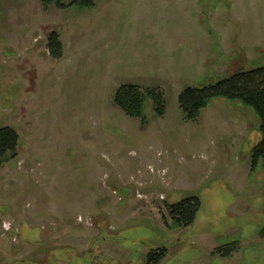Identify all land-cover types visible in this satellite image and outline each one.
<instances>
[{"label": "rangeland", "instance_id": "rangeland-1", "mask_svg": "<svg viewBox=\"0 0 264 264\" xmlns=\"http://www.w3.org/2000/svg\"><path fill=\"white\" fill-rule=\"evenodd\" d=\"M95 1L0 0V129L20 137L0 167V262H79L94 247L114 264H146L152 248L167 249L162 264H264L259 118L216 99L193 122L179 105L188 87L264 66V0ZM124 85L160 90L165 115L149 98L146 125L126 116L114 103ZM190 196L196 220L176 228L165 205Z\"/></svg>", "mask_w": 264, "mask_h": 264}, {"label": "trees", "instance_id": "trees-1", "mask_svg": "<svg viewBox=\"0 0 264 264\" xmlns=\"http://www.w3.org/2000/svg\"><path fill=\"white\" fill-rule=\"evenodd\" d=\"M39 1L45 11L52 5L62 10L71 7L94 9L97 5L95 0ZM47 48L53 59L62 58L63 44L58 32L52 31L49 33ZM149 98L154 100L156 115L163 117L166 106L160 90H145L137 85H124L117 90L114 103L126 116L140 119L142 124L146 125L144 106ZM216 99L241 102L255 112L260 121L261 139L252 153V169L255 170L260 164L264 168V66L234 72L212 84L201 87H188L180 94L179 105L185 119L195 122L199 119L202 111ZM19 138L18 133L10 127L0 129V167L18 158ZM165 206L174 227L188 228L194 224L201 208V202L199 198L190 196L176 204H166ZM261 234L264 237V229ZM238 246L237 243L226 245L217 249L213 255L228 258L239 249ZM166 257V248L152 251L147 256V264H162Z\"/></svg>", "mask_w": 264, "mask_h": 264}, {"label": "flooded vegetation", "instance_id": "flooded-vegetation-1", "mask_svg": "<svg viewBox=\"0 0 264 264\" xmlns=\"http://www.w3.org/2000/svg\"><path fill=\"white\" fill-rule=\"evenodd\" d=\"M158 249L152 248L150 249V252L148 253V255L152 252ZM70 254H72V252H69ZM86 256L84 258V260H78L76 261V259L73 257L71 258H65L64 256H52V253L47 252V257L45 259H38L36 257H32L31 255L28 257H22V258H17L14 259V261L11 264H59L60 262L64 263V264H97V261L99 264H114V261L111 260V258H109V256H105L103 253H98L96 251H94V247H90L88 249V251L85 253ZM73 255V254H72ZM147 255V256H148ZM52 256V257H50ZM81 261L83 263H81ZM0 264H3L2 262H0Z\"/></svg>", "mask_w": 264, "mask_h": 264}, {"label": "crops", "instance_id": "crops-1", "mask_svg": "<svg viewBox=\"0 0 264 264\" xmlns=\"http://www.w3.org/2000/svg\"><path fill=\"white\" fill-rule=\"evenodd\" d=\"M51 8V7H50ZM49 8V9H50ZM48 9V10H49ZM48 10H46V11H48ZM45 11V10H44ZM264 190V189H263ZM263 198H264V193H263ZM262 238H264V237H262ZM225 245H228V244H224V245H221V246H217V247H212L210 250H209V255H210V257H213V253L217 250V249H219L220 247H222V246H225ZM195 249V248H194ZM148 255V254H147ZM220 257V256H219ZM146 258H147V256H146ZM194 259H195V257H193ZM201 258V257H200ZM220 258H224V257H220ZM197 259H199V258H197ZM196 259V260H197ZM146 264H147V259H146Z\"/></svg>", "mask_w": 264, "mask_h": 264}]
</instances>
